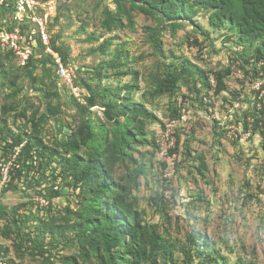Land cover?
Masks as SVG:
<instances>
[{"label": "rangeland", "instance_id": "obj_1", "mask_svg": "<svg viewBox=\"0 0 264 264\" xmlns=\"http://www.w3.org/2000/svg\"><path fill=\"white\" fill-rule=\"evenodd\" d=\"M230 1L239 11L241 0ZM31 2L21 21L15 0L0 8V35H22L18 53L0 38V264H112L95 229L112 195L150 239L143 264H264V38L215 27L193 3L168 21L130 0ZM172 77L175 88L159 95ZM89 98L96 106L85 111ZM132 104L153 118L127 123L109 108ZM34 116L44 117L36 136L50 147L83 122L110 143L101 148L114 188L99 214L88 186L58 163L7 190L24 145L6 153L8 131L35 136ZM52 187L60 197L46 198ZM89 216L90 230L37 236L51 217L62 231ZM118 237L111 253L123 248Z\"/></svg>", "mask_w": 264, "mask_h": 264}, {"label": "trees", "instance_id": "obj_2", "mask_svg": "<svg viewBox=\"0 0 264 264\" xmlns=\"http://www.w3.org/2000/svg\"><path fill=\"white\" fill-rule=\"evenodd\" d=\"M139 3L148 11H151L161 18L168 21H174L182 14V8L187 3H193L205 11L211 13L210 22L215 27H221L229 23L238 31L240 36L244 38H264V0H241L239 11H236L230 0H130ZM56 52L61 53L59 49ZM176 78L172 77L166 80V83L160 82L158 94L170 92L175 88ZM224 90L222 79L218 80V91ZM47 112L49 115H56V108L51 103L50 93L46 94ZM96 106L95 99L89 98L88 106L85 111ZM113 114L126 117V122H133V117H141L144 119L153 118L152 114L143 109L141 105L132 104L128 108L122 105V108L114 105H109ZM264 118V111L262 112ZM22 117H26L25 114ZM43 118L36 120L32 117L31 122L33 133L35 136H30L28 140L22 135H15L12 131H8L9 137L12 139L11 144H6L9 154H14L15 149L22 146L16 160L8 169V175H13L7 190L17 188V182L33 180L35 173L43 172L45 166L52 167V164L58 163L62 166L65 173L72 178H76L80 183H85L88 186L89 193V210L99 214L100 204L105 205L102 200V195L114 188V184L110 178L111 169L107 159L103 158L105 149L109 148V142L106 137L101 136L95 131L92 125L83 122L79 125L73 134L67 137L62 143H58L56 147H50L45 144L43 139L36 136L39 124L43 122ZM259 124V123H258ZM258 126V125H257ZM27 136V135H26ZM34 139V142L32 141ZM105 149L102 151V146ZM82 147H88L92 153L87 157L80 156ZM30 181V182H31ZM55 187L48 188L46 198L54 199L61 196L59 190ZM94 192V195H93ZM120 200L115 195L109 199L115 207L110 214L104 216L102 225H96L95 229L103 232L104 241L102 244L107 252H109V262L112 264H143V260L147 256V243L150 241L145 234L135 231L131 225L128 209L119 203ZM123 211V213L120 212ZM136 225H140L139 217L134 218ZM94 224L92 217H83V220L75 226H67V229L60 230L56 217H51L49 221L37 227V236H45L47 234L56 235L67 232L76 231L77 228L90 230ZM84 234V231L81 233ZM120 234L124 235L123 248H115V252L111 253V246L115 247ZM39 237L34 238V243H37ZM115 241V244H114ZM153 264H158L154 260Z\"/></svg>", "mask_w": 264, "mask_h": 264}, {"label": "built area", "instance_id": "obj_3", "mask_svg": "<svg viewBox=\"0 0 264 264\" xmlns=\"http://www.w3.org/2000/svg\"><path fill=\"white\" fill-rule=\"evenodd\" d=\"M14 1V0H12ZM11 0H0V8L5 4L7 7H9V3L12 2ZM15 8H16V11H17V15H16V19L18 20H23V16L21 17V15H25L26 13V8L27 7H30L31 3V0H15ZM42 35L45 37V33L42 32ZM0 38L3 42L5 43H8L9 44V48L10 50L14 51V52H19V48H18V42L21 40L22 38V35H21V31L19 28H16L14 29L13 31L11 32H3L1 35H0ZM61 71L63 74H65L63 68H61Z\"/></svg>", "mask_w": 264, "mask_h": 264}]
</instances>
